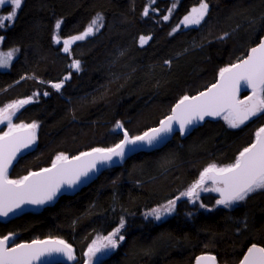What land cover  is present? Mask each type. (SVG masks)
I'll use <instances>...</instances> for the list:
<instances>
[{
	"label": "trees",
	"instance_id": "obj_1",
	"mask_svg": "<svg viewBox=\"0 0 264 264\" xmlns=\"http://www.w3.org/2000/svg\"><path fill=\"white\" fill-rule=\"evenodd\" d=\"M206 2L204 20L185 27L183 17L200 0H23L11 26L0 29V49L19 50L9 68L0 70V106L36 95L13 120L35 121L38 128L34 147L12 163L9 178L51 165L58 152L72 157L112 147L124 130L142 134L176 101L213 83L221 68L264 36V0ZM7 11V6L0 8V15ZM98 13L103 26L72 43L70 52L54 43L56 20L63 21V40L82 33ZM141 36L151 39L141 46ZM73 60L80 61L79 72L70 69ZM70 72L59 91L51 86ZM117 121L123 129L113 128ZM263 124L264 114L238 128L207 119L160 148L103 167L74 194H60L40 209L0 220V237L14 234L11 244L60 238L72 246L75 259L59 264H83L93 235L108 233L123 218L124 240L96 264H187L201 252L237 264L250 244L264 247V190L232 208L192 212L180 199L174 213L160 222L143 212L175 199L207 164L231 163ZM214 199L201 196L200 205L211 206Z\"/></svg>",
	"mask_w": 264,
	"mask_h": 264
},
{
	"label": "snow or ice",
	"instance_id": "obj_2",
	"mask_svg": "<svg viewBox=\"0 0 264 264\" xmlns=\"http://www.w3.org/2000/svg\"><path fill=\"white\" fill-rule=\"evenodd\" d=\"M23 0H0V7L10 6L11 11L0 15V29L11 26ZM176 7L174 3L171 12ZM209 9L206 0H200L197 7H193L185 15L181 24L185 27L199 25L205 18ZM144 16L149 15V9L145 8ZM165 21L168 15L163 17ZM103 16L97 14L87 25L85 30L66 39L61 40L59 29L62 20L58 19L54 25L53 41L63 44V51L70 52V45L75 41L84 40L99 31L103 26ZM179 27V25L177 26ZM176 29H173L175 32ZM227 35V34H225ZM3 37H0L2 40ZM151 37L141 36L139 42L143 46ZM223 39V37H221ZM16 48L8 52H0V68L10 65L16 52ZM70 69L79 72L81 63L73 60ZM71 78V72L59 83L51 86L59 91L64 81ZM252 89V94L244 99H238L237 93L240 85ZM44 95H48L47 92ZM31 98L15 101L0 108V123L7 121L8 131L0 134V217H7L10 213L22 208L23 205H43L51 201L60 191L63 185L69 187L77 184L81 177H87L96 169L97 164L112 162L113 157L123 158L128 145L147 144L149 146L158 142L163 136L174 131L173 124H178L181 135L185 133L188 126L203 121L205 117L223 115L229 127L238 128L252 117L264 114V38L256 47L250 49L245 58L239 59L237 63L221 68L218 81L211 85L206 91L196 96H183L171 110V115L159 122V126L145 131L141 135L130 136L127 130L123 132V139L112 147L93 148L88 152L69 158L67 155L58 154L50 168H43L38 172H29L19 179L9 178V168L16 159L22 148H28L36 140L38 124L19 123L13 124L12 117ZM116 128L123 129V124L116 122ZM255 140L248 147L239 152L235 161L229 165L217 166L209 164L200 172L196 180L181 196L188 197L193 203L199 199L201 191L219 193L217 205L225 208L244 201L251 193L264 190V127L255 133ZM211 181L212 187H206ZM179 199V197H177ZM176 207V200H169L166 205L154 208L148 215L160 220L162 216L171 214ZM200 207H205L201 204ZM124 220L121 218L119 226L107 235L97 237L88 246L87 264H92L93 257L106 249H116L124 240L121 229ZM10 235L0 238V264H34L45 254L53 252L64 254L68 260L75 259L71 245L61 239L33 240L31 243L16 244L9 247ZM216 264V258L211 255L196 258V264ZM240 264H264V247L252 244L248 247L246 254Z\"/></svg>",
	"mask_w": 264,
	"mask_h": 264
},
{
	"label": "water",
	"instance_id": "obj_3",
	"mask_svg": "<svg viewBox=\"0 0 264 264\" xmlns=\"http://www.w3.org/2000/svg\"><path fill=\"white\" fill-rule=\"evenodd\" d=\"M262 38H264V36H263ZM262 38H261V39H262ZM261 39H260V40H261ZM260 40H259L255 45H253L251 48L256 47V46L259 44ZM251 48H250V49H251ZM250 49L246 52V54H245L242 58H245V57L247 56V54L249 53ZM242 58H240V59H242ZM237 62H238V61H237ZM237 62H235V63H237ZM218 79H219V75L217 76V78L215 79V81H214L213 83H211L210 85H208V86L205 87L204 89H202V90H200V91H198V92H196V93H194V94H192V95H189V96H196V95H198L200 92L206 91L211 85L215 84V83L218 81ZM246 89H251V88H250V87H246V86H244V84H243V82H242L241 85H240L239 91H238V93H237V96L239 97V96L241 95L242 91H243V90H246ZM178 101H179V100H178ZM178 101H176V102L171 106L169 113H168L165 117L171 115V110H172V108L176 105V103H177ZM165 117H164V118H165ZM217 117H218V116H215V117H205L203 121H205V120H207V119H214V118H217ZM164 118H162L161 120H163ZM161 120H159V121H158L154 126H152L151 128L158 127V126H159V122H160ZM203 121H198V122H196V123H194V124L188 126V129L185 131L184 134H186V133H188L189 131H191V130H193L194 128H196V127H197L198 125H200ZM173 127H174V131H173L172 133H169V134L163 136L158 142L154 143V144L151 145V146H149V145H147V144L128 145V146L126 147V149H125V155H124L123 158L113 157L112 162H109V163H106V164H97L96 169L93 170L92 172H90L89 175H88L87 177H81L80 181H79L77 184H75V185H73V186H71V187H69L68 185H63V186L61 187L60 191L57 193V195H56L51 201H48V202H46V203L43 204V205H23L21 209L16 210L14 213H10L9 216H7V217H0V220H6V219H8V218H11V217H13V216H16V215H18V214H20V213H22V212H25V211H29V210H37V209L41 208L42 206H44V205H46V204L52 203V202H53V201H54V200H55L60 194H64V193H66V194H74V193L78 192L80 189L86 187V186H87V185H88V184H89V183H90V182L96 177L97 173L100 171V169H101L102 166H104V165L110 166V165L120 164L125 158H127V157H129V156H131V155H133V154H135V153H137L138 151H141V150H150V149L160 148V147L164 146L166 143H168V142L172 139V137H173L175 134H179V135H181L180 132H179V126H178V124H175V123H174V124H173ZM151 128H149V129H151ZM149 129H147L146 131H148ZM123 132H124V131H122V133H123ZM143 133H144V132H143ZM143 133H142V134H143ZM184 134H183V135H184ZM140 135H141V134H140ZM122 139H123V137H122ZM122 139H121V140H122ZM33 144H35V142L32 143L31 145H29L28 148H22L21 151L17 154V157H16L15 160H17L19 157L23 156L27 151H29V150L31 149V147H32ZM89 151H91V150H89ZM85 152H88V151H85ZM78 155H79V154H78ZM76 156H77V155H76ZM72 157H74V156H72ZM69 158H71V157H69ZM15 160H14V161H15ZM14 161H13V162H14ZM51 165H52V164H51ZM51 165H49V166H47V167H44V168H50ZM41 169H43V168H41ZM41 169H38V170H35V171H32V172H38V171H40ZM26 175H27V174H26ZM215 193H216V192H215ZM217 194H218V198H217V199H219V198H220V197H219V193H217ZM217 199H216V200H217ZM0 238H2V237H0ZM48 239H60V238H44V239H33V240H48ZM33 240H29V241H21V242H18V243L12 244V245L9 243L8 246H9V247H14L16 244H21V243H31ZM61 240H63V239H61ZM64 241H65V240H64ZM65 242H66V241H65ZM66 243H68V242H66ZM68 244H69V243H68ZM252 244H255V243H252ZM252 244H250L248 247H250ZM69 245H70V244H69ZM256 245L259 246V247H262V246H260V245H258V244H256ZM248 247H247L246 250L243 252V254H242V256L240 257V259H239V261L237 262V264H240V261L243 259L244 254H246ZM205 255H211V256H214V257L216 258V256H215L213 253H210V252H201V253L195 255L194 258L191 260V262H189V263H187V264H196V258H197V257H200V256H205ZM69 261H71V260H68L67 257H66L64 254L53 252V253H50V254H45V255L42 256L39 260L34 261V264H59V263H67V262H69ZM205 264H207V262H205ZM216 264H225V263H220V262H218V260H217V258H216Z\"/></svg>",
	"mask_w": 264,
	"mask_h": 264
},
{
	"label": "rangeland",
	"instance_id": "obj_4",
	"mask_svg": "<svg viewBox=\"0 0 264 264\" xmlns=\"http://www.w3.org/2000/svg\"><path fill=\"white\" fill-rule=\"evenodd\" d=\"M199 4H196L194 7H197ZM7 6V5H6ZM6 6H3V7H6ZM3 7H0V8H3ZM7 9H8V11L5 13V14H7V13H9L10 11H11V7L10 6H7ZM190 12V11H189ZM188 12V13H189ZM187 13V14H188ZM186 14V15H187ZM3 15V14H2ZM61 44H62V42H61ZM0 52H8V51H4V50H1L0 49ZM11 62H12V60H11ZM10 62V63H11ZM10 66V65H9ZM9 66L7 67V68H0V70H5V69H8L9 68ZM59 83V82H58ZM54 84V83H53ZM252 94V89H247V90H245L244 92H243V94L241 95V97H239L238 99H244L245 97H247V96H250ZM35 97H36V95H32V94H30L29 96H26V97H21V98H14V99H11V100H9V101H7V102H5L4 104H2L1 106H0V108H3L4 106H6V105H8V104H10V103H13V102H15V101H19V100H24V99H28V98H31V101L30 102H32V101H34L35 100ZM29 102V103H30ZM26 105V104H25ZM24 105V106H25ZM19 111V110H18ZM17 111V112H18ZM16 112V113H17ZM15 116V115H14ZM14 116L12 117V123L13 124H19V123H21V122H15L14 120H13V118H14ZM219 119H221L223 122H224V124L225 125H227L228 126V124L226 123V121L223 119V115H221V116H219ZM32 122H35V121H31V122H23V123H32ZM229 127V126H228ZM261 127H264V124L263 125H261V126H259L255 131H254V140H255V133L257 132V130L259 129V128H261ZM113 128L115 129V130H117L118 128H116V124L113 126ZM6 131H8V124H7V121H5L4 123H0V134H2L3 132H6ZM37 131V130H36ZM32 147H34V144L32 145ZM31 147V148H32ZM61 152H58V153H56L54 156H53V158H52V162L54 161V159H55V157L58 155V154H60ZM64 154V153H63ZM66 155V154H65ZM239 155V153L236 155V157ZM236 157H235V159H236ZM235 159L231 162V163H233L234 161H235ZM214 162H212V163H209V164H213ZM231 163H228V164H217V163H214V164H216L217 166H225V165H229V164H231ZM209 164H207L206 166H204L200 171H199V173H198V175L196 176V178L191 182V183H189L188 185H186L184 188H182L180 191H179V193H178V195H177V197H179V199H177V197L175 198V200H176V202L177 201H179L180 199H184V200H186L189 204H190V207H191V211L192 212H194V211H196V210H207V209H211L212 207H214V206H222V205H217L216 203H214L213 202V204L211 205V206H205V207H200V197L201 196H204V195H209V194H212L213 192H211V191H208V192H205V191H201L200 192V194H199V199L195 202V203H193L188 197H186V196H181L180 194L182 193V192H186L187 190H188V188L196 181V180H198L199 179V175H200V172H202L203 171V169L205 168V167H207ZM104 167V166H103ZM24 176V175H23ZM20 177H22V176H20ZM20 177H18V178H14V179H19ZM206 187H209V188H211L212 187V183L211 182H207L206 183V185H205ZM171 200H174V199H171ZM169 200H167V201H165V202H162V203H160V204H157V205H155V206H152L151 208H148V209H146L144 212H143V214L146 216V218H149L151 221H153V222H160V221H162V220H164V219H166L167 217H169L171 214H173L174 213V211L171 213V214H168V215H165V216H162V218L160 219V220H157V219H155V217H153V216H151V215H148V213L149 212H151V210L152 209H154V208H157V207H160V206H162V205H166L167 204V202H168ZM243 202V201H242ZM242 202H238V203H236V204H233L231 207H229V208H232V207H234V206H236V205H238V204H240V203H242ZM222 207H224V206H222ZM190 211V212H191ZM189 212V213H190ZM121 220V219H120ZM120 220H119V222H118V224L111 230V231H113L116 227H118L119 226V223H120ZM111 231H109V232H111ZM108 232V233H109ZM108 233H106V234H99V233H96V234H94L93 235V237H92V239L89 241V243L87 244V246H86V249H85V252H84V256H85V258H84V262H83V264H87V260H88V258H87V256L85 255V253L87 252V249H88V246L92 243V241L93 240H95V239H97V237H102V236H105V235H107ZM7 235H10L11 236V239L9 240V242H12V240H13V238H14V234H7ZM112 251H114V249H106V250H103L102 252H100V253H97L96 254V256L95 257H93V259H92V264H96V263H98V261L99 260H101L104 256H107V255H109V254H111L112 253Z\"/></svg>",
	"mask_w": 264,
	"mask_h": 264
}]
</instances>
